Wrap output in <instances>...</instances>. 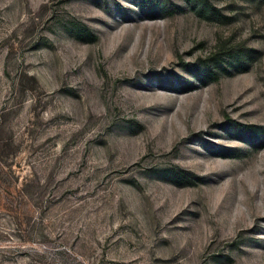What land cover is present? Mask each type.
<instances>
[{
	"label": "rangeland",
	"instance_id": "obj_1",
	"mask_svg": "<svg viewBox=\"0 0 264 264\" xmlns=\"http://www.w3.org/2000/svg\"><path fill=\"white\" fill-rule=\"evenodd\" d=\"M206 2L0 0V264H264V0Z\"/></svg>",
	"mask_w": 264,
	"mask_h": 264
},
{
	"label": "trees",
	"instance_id": "obj_2",
	"mask_svg": "<svg viewBox=\"0 0 264 264\" xmlns=\"http://www.w3.org/2000/svg\"><path fill=\"white\" fill-rule=\"evenodd\" d=\"M194 3L193 9L197 12H206L207 14H210V16H213L215 12H217L216 9H214L212 6H210L206 0H192ZM199 13V12H198ZM87 38H82L81 36H78L80 40L85 41V42H92L96 39V36L89 32L87 30L86 32ZM218 78V76H216Z\"/></svg>",
	"mask_w": 264,
	"mask_h": 264
}]
</instances>
